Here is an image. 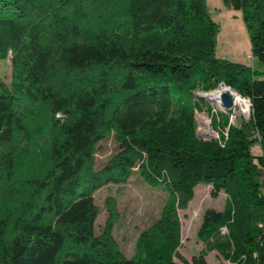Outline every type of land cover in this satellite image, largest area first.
I'll return each instance as SVG.
<instances>
[{
	"label": "trees",
	"instance_id": "16d2710c",
	"mask_svg": "<svg viewBox=\"0 0 264 264\" xmlns=\"http://www.w3.org/2000/svg\"><path fill=\"white\" fill-rule=\"evenodd\" d=\"M221 2L264 66V0ZM219 31L206 0H0V60L11 65L0 80V264H207L212 252L264 264V72L218 58ZM218 86L248 103L249 119L201 139L195 92ZM71 95L79 120L56 150L54 104ZM123 165L164 195L130 258L113 236V197L96 228V181ZM198 185L225 200L204 211L203 250L187 262L178 214Z\"/></svg>",
	"mask_w": 264,
	"mask_h": 264
},
{
	"label": "rangeland",
	"instance_id": "374dc122",
	"mask_svg": "<svg viewBox=\"0 0 264 264\" xmlns=\"http://www.w3.org/2000/svg\"><path fill=\"white\" fill-rule=\"evenodd\" d=\"M206 8L211 19L220 26L216 38L217 57L264 72L262 63L251 56L248 35L240 13L224 7L221 0H206ZM10 75V59L0 60V80L9 83ZM223 89L225 88L218 86L212 92H195V101L198 104V108L195 110L196 132L201 139L220 141L222 136L226 138L228 127L223 129L220 126V122L225 119L228 121V126H238L241 122L249 119L248 103L245 100L241 99L243 105L240 107L233 102L232 96L228 93L232 99V106L227 110L223 108L220 96L218 100L206 98L209 94ZM227 92L229 91L227 90ZM81 105V99L75 95L54 104L55 119L57 120V127L54 130L56 150L69 139L68 132L79 120L77 110ZM217 123L218 126H216ZM111 147V142H108L104 154L95 156L96 164L104 162L111 152ZM252 151L254 154H260L261 148L257 145ZM85 169L88 171V167ZM96 182L98 189L94 193V197L100 210L96 228L99 229L103 225L107 215L105 200L108 196L113 197L119 212V220L115 224L113 236L121 251L127 258H130L133 255L139 233L157 218L164 195L158 190H150L141 184L132 165L104 170L99 174ZM210 189L205 185L196 186L194 197L187 209L178 214L180 222L179 254L187 262H190L203 250V243L198 239L197 232L204 211L207 209L221 211L224 206L225 195L221 193L217 199H212ZM205 260L207 264H229L214 252L209 253Z\"/></svg>",
	"mask_w": 264,
	"mask_h": 264
},
{
	"label": "bare ground",
	"instance_id": "6f19581e",
	"mask_svg": "<svg viewBox=\"0 0 264 264\" xmlns=\"http://www.w3.org/2000/svg\"><path fill=\"white\" fill-rule=\"evenodd\" d=\"M223 92H227V89H223L222 91H217L216 93L213 94H209L206 98L208 99H214V100H218L219 96L223 93ZM232 96L233 102L237 103L240 107L243 105L241 98H239L237 95H235L232 92H227ZM243 100V99H242Z\"/></svg>",
	"mask_w": 264,
	"mask_h": 264
},
{
	"label": "water",
	"instance_id": "95a60500",
	"mask_svg": "<svg viewBox=\"0 0 264 264\" xmlns=\"http://www.w3.org/2000/svg\"><path fill=\"white\" fill-rule=\"evenodd\" d=\"M227 89L228 91H230L228 88H225ZM233 93H235L234 91H231ZM236 94V93H235ZM220 101H221V104L223 106L224 109H227L229 110L232 106V99L230 97V95L226 92L222 93L220 95ZM248 109H249V105H248Z\"/></svg>",
	"mask_w": 264,
	"mask_h": 264
}]
</instances>
